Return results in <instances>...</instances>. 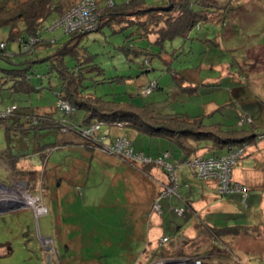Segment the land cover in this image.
<instances>
[{
    "label": "rangeland",
    "instance_id": "1",
    "mask_svg": "<svg viewBox=\"0 0 264 264\" xmlns=\"http://www.w3.org/2000/svg\"><path fill=\"white\" fill-rule=\"evenodd\" d=\"M78 1L65 0L64 5ZM112 1L114 4L111 0H95L102 8V24L115 19L125 26L104 24L80 38L72 51L64 50L71 35L61 28L50 29L56 14L42 22L40 40L30 53L21 51L15 39L10 40L8 28L0 29V40L7 42V52L12 55L0 58V109L17 105L21 123L9 139L0 125V264H153L184 254H198L208 264H264V225L260 231L244 229L239 233L256 237H228L227 251L222 245L213 246L206 229L195 224L200 221L201 225L209 222L216 227L244 226L256 214L254 209L250 212L247 199L231 196L236 210L229 213H207L202 209L194 210L198 216L176 214L171 207H178L180 197H197L194 194L200 183L189 167L183 166L178 171V196L163 198L162 213H154L152 206L148 209L145 203L143 191L151 176L144 172L145 168L126 162L133 170L126 173L122 167L105 165L103 159L91 163L80 150H70L62 143L65 136L81 141L73 132L61 134L55 127H29L24 116L27 112L48 113L57 121L62 118L56 108L60 99L55 96L62 90L54 58L60 51L70 71L80 65L76 76L81 77L79 89L83 94L132 101L154 113L200 118L203 124L224 130L236 128L240 115L255 118L261 114L264 0H208L210 11H204L207 19H200L186 35L162 43L154 42L153 36L139 35L141 30L130 22H148L147 6H161L169 0H141L144 4L125 10L115 4L127 0ZM226 7L230 10L225 12ZM118 12L122 13L119 17ZM148 28L153 30L151 25ZM47 41L55 44L46 45ZM124 45L131 46L128 54L122 50ZM146 57L150 61L145 67ZM13 70L19 72L20 83L16 84L8 74ZM25 76L31 79L24 82ZM151 81L156 87L142 94ZM81 118L82 111H76L70 120L77 125ZM14 121L10 120L19 124ZM101 128L89 137L105 134ZM118 132L128 135L134 150L144 155L155 156L175 148L165 137L130 126L114 129L111 134ZM230 147L236 145H228L227 151ZM96 148L102 152L100 146ZM37 151L43 155H37ZM245 154L246 151L241 157ZM163 179L167 182L166 176ZM201 181L215 186L213 181ZM25 196L33 200L28 203ZM36 200L47 213L35 216ZM153 223L160 225H154L157 230L150 229ZM161 235L168 236V241L160 245V237H156ZM149 243L155 247L147 248ZM245 251L252 253L248 256Z\"/></svg>",
    "mask_w": 264,
    "mask_h": 264
},
{
    "label": "trees",
    "instance_id": "2",
    "mask_svg": "<svg viewBox=\"0 0 264 264\" xmlns=\"http://www.w3.org/2000/svg\"><path fill=\"white\" fill-rule=\"evenodd\" d=\"M64 1L65 0H0V29L4 27L8 28L10 40L15 39V41L18 42L20 50L24 53H30L31 50L35 51L36 46L31 47L29 51L27 50L28 52H25L22 47L29 37L38 36L40 34L39 31L42 22L51 14H56L58 18L75 4L71 3L69 6L65 7ZM111 3L114 4L112 0ZM164 3L165 4L161 6H147L145 14L148 15V22H130V24H134L141 30L139 35H144L146 37L153 36L154 42L161 43L163 40H171L177 36H184L200 19L208 18H206L205 10L206 12L210 11L209 6L206 5L208 4V0H169ZM139 4L144 3L141 0H127L124 3L115 5L125 10L126 8L134 9V7ZM96 5L99 12V19L95 31L99 30L104 24H119L125 26V24L123 25L120 23L123 21L117 20V22H115V19L111 20V22H104V24H102V8H100L98 4ZM223 9L225 12L230 10L227 7ZM224 10H222V12H224ZM120 14L122 13L118 12L116 15L119 17ZM148 24L153 27V30L148 28ZM87 33L89 32L69 33L72 40L66 45L64 50L72 51L74 45ZM0 41L6 43V47L0 49V58L9 59L11 56L9 57L5 54L7 52V42L4 40ZM54 44L55 41L46 42V45L52 46ZM43 45V42L39 44L40 47ZM69 47H71V49H68ZM130 49L131 46L128 47L126 45L122 48L125 54H128ZM62 52L63 51H60L58 55L54 57L57 60L56 68L62 81V90L57 91L55 96L57 99L67 101L74 107V111L69 114L60 113L62 118L58 121L48 113L40 114L27 112L24 116L28 120L29 127L34 130L55 127L61 134L71 131L85 140V146L96 148L97 143L94 141V138L89 136L83 137L81 135V128L87 127L96 121H101V123L105 124L126 122L127 126L147 132L150 135L165 137L174 144V150H176L178 154L183 153L185 157L197 156V153L201 149L211 151L209 156L221 155L223 152H227L226 148L228 145L239 146L245 142H250L260 133H254L255 118L253 116H249L252 119V123L248 124L249 127L247 128H244L246 125H236V128L224 130L221 129L220 126H207L203 124L200 118H192L177 114L154 113L148 110L146 106L135 104L132 101H118L117 99H112L110 101L100 96L83 94L79 89L81 77L76 76V73L80 70V65L76 64L70 71L61 59ZM158 55H160V53ZM149 61V57H146L143 63L145 67L149 65ZM52 65L55 64L52 63ZM95 68L98 69V67ZM8 74H11V78L16 79V84L20 83L17 79V77L20 76L19 72L13 70L8 72ZM22 79L26 82L29 81L31 77L25 76ZM25 85L27 87L30 86L29 83H25ZM15 106L17 109L11 115L0 117V125L4 128L7 139L10 138L14 128H21V123L19 122L20 113L18 112L19 108L17 105ZM76 111H82L81 123L77 125L70 120ZM11 119H15L14 122L19 124L10 122ZM7 120H9V124ZM63 128H65V131H62ZM166 151L173 153V150ZM41 154L42 153H39V155ZM154 166L153 164L135 165L137 168H145V171H143L146 173H148L147 170L149 167ZM189 202V200L186 202L184 212L191 215L194 214V209ZM195 224L206 229V233L211 238L213 246L214 244H219V246L222 245L227 251H230V247L226 245L227 238L236 237L240 235V231L242 232V230L245 229L243 225L216 227V225H210L204 222L202 226L200 221H197ZM188 256L203 259V257L198 254ZM203 261L205 264H208L204 259Z\"/></svg>",
    "mask_w": 264,
    "mask_h": 264
},
{
    "label": "built area",
    "instance_id": "3",
    "mask_svg": "<svg viewBox=\"0 0 264 264\" xmlns=\"http://www.w3.org/2000/svg\"><path fill=\"white\" fill-rule=\"evenodd\" d=\"M99 19V12L95 0H80L71 6L66 12L57 18L50 26L51 30L54 28H61L64 33H84L94 31L97 28ZM40 36L29 37L27 42L23 45V50L30 49L33 44L38 42ZM6 43L0 41V49H4ZM12 56L10 53H5ZM156 87V83L151 81L144 87L141 92L144 95L149 94ZM56 108L59 112L69 114L74 111V107L66 101L61 99L56 103ZM17 107L15 105L5 106L0 109V117L11 115ZM252 123V119L246 115H240L238 125ZM102 126L116 127L117 129H124L126 122H116L112 124H105L101 122L93 123L88 127L81 128V135L83 137L91 136L93 132L100 131ZM65 131V128L62 129ZM109 134H100L99 138H94L97 146H100L102 152L117 156L125 162L135 165L153 164L158 166L167 178V182L161 185L158 197L154 200L152 208L154 212H162L160 200L162 198L177 195L178 186V171L183 166H188L191 173L200 180H208L214 182L215 193L219 196L229 194L239 195L243 201L247 197V188L244 184L233 180L232 171L238 158H240L247 149V144L243 143L236 147H230L229 150L222 155L207 156V157H185L181 154L178 158L173 157L169 151H164L158 155H144L136 152L133 148L132 142L125 134H119L111 140H106ZM259 140L264 139V131L257 135ZM36 212L38 216L41 212L47 213L46 207L41 206L38 201H35ZM173 211L180 215L184 213V207L173 208ZM42 213V214H43ZM40 216V215H39ZM168 241V236H163L159 239V244H164ZM153 264H205L202 258L188 255H181L170 258H162L155 261Z\"/></svg>",
    "mask_w": 264,
    "mask_h": 264
},
{
    "label": "crops",
    "instance_id": "4",
    "mask_svg": "<svg viewBox=\"0 0 264 264\" xmlns=\"http://www.w3.org/2000/svg\"><path fill=\"white\" fill-rule=\"evenodd\" d=\"M261 109L262 112L261 114H257L255 115V124H254V128H255V132L254 133H258V132H262L264 131V108L263 105H261ZM117 128L116 127H108L105 126V128L103 129V127L101 128V130L103 131V133L105 134H109V136L106 138V140H111L113 137L117 136V134L119 133H115V134H111V132ZM125 129V128H124ZM123 130V129H122ZM75 134V133H74ZM121 134V133H119ZM77 135V134H75ZM126 135V134H125ZM128 137V135H127ZM129 138V137H128ZM75 138L72 136H65L61 141L64 144L65 147H68L70 150H80L81 154L84 158H86L87 160H89L91 163L94 160L100 161V159L104 160V164L105 165H109L110 168H112L113 166L115 168H119L122 167L123 170H127L126 173H128V170H130V172H132L133 170H131L128 165L126 164L125 161H123L122 159H120L117 156H111V155H107L104 154L102 152H100L97 148H91L89 146H85L84 145V141H82V139L80 138L81 141L77 142L74 140ZM130 139V138H129ZM131 141V140H130ZM247 149H246V154L241 157L238 162L236 163V165L233 168L232 171V177L234 181H237L239 183H242L246 186L247 188V201L248 203H250V212L254 209L256 211V214H254L253 216V220L250 221H246L244 223L245 226V230H248L249 232L252 231H260L262 230V225H264V139L262 140H258L256 138H254L252 141L250 142H246ZM61 146V145H60ZM166 151V150H165ZM211 151H206V149H201L197 154L198 155H208L210 154ZM40 152H36V154L38 155ZM225 153V152H223ZM222 153V154H223ZM173 157L178 158L181 154L183 153H179L176 152V150H173ZM84 166H88L87 164H84ZM127 168V169H126ZM148 174H150L151 176H147L148 179L145 182V191L144 192V196L147 197L146 200V204L148 206V209L152 206L154 200L158 197L159 191L161 189V185L164 184L163 180L165 181L166 179H163L161 177V174H164L163 171L161 169L155 168L154 167H149L148 168ZM165 175V174H164ZM151 178V179H149ZM28 178L26 177L25 180H27ZM196 195L195 196H191L193 198H182L180 197V201H178V207H185L186 202L189 200V204H191V206L193 207V209L196 211L199 210H205V212L209 213V212H217V211H228L226 213L232 212L234 211L235 207L233 206L234 204V197H231L233 195H237V194H229V195H225V196H219L215 193L214 187L212 185V183H207L205 181H201L200 183L197 185L196 187ZM178 196V193H177ZM163 199V198H162ZM161 199V200H162ZM161 200H160V204H161ZM247 204V203H246ZM249 205V204H248ZM162 207V205H161ZM225 207H227L228 210L225 209ZM152 209V208H151ZM171 209L173 210V207H171ZM236 210V209H235ZM154 212V211H153ZM156 213V212H154ZM153 213V214H154ZM158 214H161L162 212H157ZM249 211H246L245 215H248ZM194 216H198L197 213L194 212L193 214ZM156 222V221H155ZM208 224H212L207 222ZM154 225H158L157 223H153L152 226L150 227V229H156ZM157 230V229H156ZM192 232H194V230L191 228ZM164 235L158 236L156 237V239H158L159 237L161 238ZM239 237H243V238H252V237H256V234H251V233H246V234H242V235H238ZM237 237V236H236ZM154 238V240H156ZM155 244H148L147 248H154ZM259 253L262 254L261 250H257ZM246 252V251H245ZM247 255L249 256L252 252L247 251L246 252Z\"/></svg>",
    "mask_w": 264,
    "mask_h": 264
},
{
    "label": "water",
    "instance_id": "5",
    "mask_svg": "<svg viewBox=\"0 0 264 264\" xmlns=\"http://www.w3.org/2000/svg\"><path fill=\"white\" fill-rule=\"evenodd\" d=\"M21 184H22L23 187L26 186V182L25 181H22ZM47 259H49V255L47 256Z\"/></svg>",
    "mask_w": 264,
    "mask_h": 264
},
{
    "label": "bare ground",
    "instance_id": "6",
    "mask_svg": "<svg viewBox=\"0 0 264 264\" xmlns=\"http://www.w3.org/2000/svg\"><path fill=\"white\" fill-rule=\"evenodd\" d=\"M25 197H26V202L28 203L33 200L32 198H28V196H25Z\"/></svg>",
    "mask_w": 264,
    "mask_h": 264
},
{
    "label": "flooded vegetation",
    "instance_id": "7",
    "mask_svg": "<svg viewBox=\"0 0 264 264\" xmlns=\"http://www.w3.org/2000/svg\"><path fill=\"white\" fill-rule=\"evenodd\" d=\"M6 203H9V202H8V201H6V202H5V204H6Z\"/></svg>",
    "mask_w": 264,
    "mask_h": 264
}]
</instances>
